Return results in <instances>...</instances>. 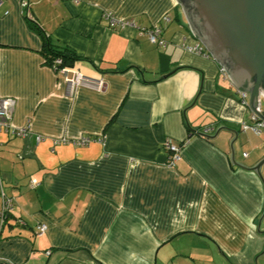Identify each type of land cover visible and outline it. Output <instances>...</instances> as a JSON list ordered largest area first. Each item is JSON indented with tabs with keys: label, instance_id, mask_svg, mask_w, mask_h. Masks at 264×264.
Here are the masks:
<instances>
[{
	"label": "crops",
	"instance_id": "1",
	"mask_svg": "<svg viewBox=\"0 0 264 264\" xmlns=\"http://www.w3.org/2000/svg\"><path fill=\"white\" fill-rule=\"evenodd\" d=\"M29 4L51 41L85 58L78 67L106 87L69 97L22 0L3 2L0 97L15 106L0 133V188L14 208L0 264H264V182L231 160L232 133L201 136L206 127L237 130L234 160L252 168L264 159V131L241 129L252 115L242 92L211 57L187 50L199 44L177 1ZM106 12L136 28H110ZM155 26L164 48L139 32ZM60 138L90 141L54 148ZM169 139L183 143L175 160Z\"/></svg>",
	"mask_w": 264,
	"mask_h": 264
},
{
	"label": "water",
	"instance_id": "2",
	"mask_svg": "<svg viewBox=\"0 0 264 264\" xmlns=\"http://www.w3.org/2000/svg\"><path fill=\"white\" fill-rule=\"evenodd\" d=\"M176 1L183 9L195 40L224 70L232 85L248 94L250 110L264 120V115L257 111L264 99V0ZM224 130L234 135L233 163L256 173L264 182L261 172L264 159L252 168L235 162L233 144L239 134L237 130L222 126L213 136L203 138L213 139ZM263 220L264 212L258 222L259 231Z\"/></svg>",
	"mask_w": 264,
	"mask_h": 264
},
{
	"label": "built area",
	"instance_id": "3",
	"mask_svg": "<svg viewBox=\"0 0 264 264\" xmlns=\"http://www.w3.org/2000/svg\"><path fill=\"white\" fill-rule=\"evenodd\" d=\"M5 0H0V7L3 4ZM22 7L24 10H26L27 14L29 15L30 11V4L27 0H22ZM103 18L108 21L109 27L112 29L120 28L125 29L127 27H133L136 28V25L133 21L129 20H119L116 18V16L112 12H106L103 15ZM170 19L169 17L164 18V21L168 22ZM141 35H146L148 40L158 46V47H166V41L161 37L162 36V27L161 26H155L151 29H140L139 30ZM188 51L203 55L208 57L206 51L204 48L200 45H196L194 47H188ZM62 61L60 59H57L55 64L60 65ZM58 74H60L63 78V80L66 82V88H67V95L69 97H73L77 90L81 87H88L92 88L98 92H102L105 89V82L102 77H89L86 76L83 71L79 67H67L64 66L62 68H59L58 71H56ZM221 72L223 74V77L228 80V77L223 69H221ZM248 94L241 93L240 94V101L242 104L248 106ZM15 106V100L12 97H0V133L3 132H9L10 129V119L12 117L13 109ZM258 113L264 115V112L262 111L261 107L257 109ZM241 129L243 131L250 130L256 135H260L262 131H264V120H262L257 114L252 113L250 122L249 123H242ZM215 132V129L213 127H206L202 131V136H208ZM13 134L17 137H26L29 135V131L27 129H17L13 132ZM44 141V138L41 136L36 137V144L41 143ZM88 138H80L78 140H68V138H60L53 140V147H57L59 145L63 144H75V145H87L89 143ZM1 146V142H0ZM166 150L168 153H170L173 156V159L180 157L181 148L174 145L172 143V140H167L165 142ZM171 165H174V162L171 161ZM33 187V185H32ZM0 195L2 197V208L0 210V233L2 231V228L4 227L9 215L13 212V200L6 197L4 194V189L1 186L0 188ZM19 223H22V221H19ZM46 226L40 225L38 229V234L43 235L46 232ZM50 254V252H48Z\"/></svg>",
	"mask_w": 264,
	"mask_h": 264
},
{
	"label": "trees",
	"instance_id": "4",
	"mask_svg": "<svg viewBox=\"0 0 264 264\" xmlns=\"http://www.w3.org/2000/svg\"><path fill=\"white\" fill-rule=\"evenodd\" d=\"M26 17L28 20L29 27L34 30L37 34H39V36L42 38L44 42V48L42 52L44 54L46 63L50 65V67L55 72L58 71L59 68H62L64 66L78 67V64L80 62L86 61L85 58L79 56L71 47L53 43L51 39L40 28L35 18L30 15H26ZM57 59H60L62 61L60 65L55 64ZM204 139L209 140L207 138ZM182 145L183 143H181L179 147L181 148ZM9 217L7 220H9Z\"/></svg>",
	"mask_w": 264,
	"mask_h": 264
},
{
	"label": "rangeland",
	"instance_id": "5",
	"mask_svg": "<svg viewBox=\"0 0 264 264\" xmlns=\"http://www.w3.org/2000/svg\"><path fill=\"white\" fill-rule=\"evenodd\" d=\"M29 15H31V12H30V14H29ZM262 104H263V107H264V100H263V103H262Z\"/></svg>",
	"mask_w": 264,
	"mask_h": 264
}]
</instances>
